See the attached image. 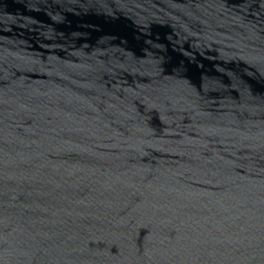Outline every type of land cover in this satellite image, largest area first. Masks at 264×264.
<instances>
[{"label":"water","instance_id":"95a60500","mask_svg":"<svg viewBox=\"0 0 264 264\" xmlns=\"http://www.w3.org/2000/svg\"><path fill=\"white\" fill-rule=\"evenodd\" d=\"M0 264H264V0H0Z\"/></svg>","mask_w":264,"mask_h":264}]
</instances>
